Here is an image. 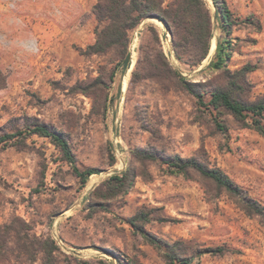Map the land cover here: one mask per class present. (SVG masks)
Returning a JSON list of instances; mask_svg holds the SVG:
<instances>
[{
	"label": "rangeland",
	"instance_id": "rangeland-1",
	"mask_svg": "<svg viewBox=\"0 0 264 264\" xmlns=\"http://www.w3.org/2000/svg\"><path fill=\"white\" fill-rule=\"evenodd\" d=\"M226 1L239 18L226 68L255 66L236 92L254 100L264 94V0ZM204 2L212 38L195 64V48L178 59V29L155 16L130 32L126 50L87 54L96 0H0V137L15 134L0 142V264H166L163 250L128 222L140 211L149 235L195 262L264 264V214L248 215L238 203L245 197L264 206V137L209 103V91L231 77L207 68L223 32L213 0ZM180 76L199 84L203 102ZM37 124L62 132L77 165L98 173L82 184L51 139L32 132ZM137 148L157 159L141 164ZM169 155L219 167L240 194L194 170L170 174L162 161ZM129 167L138 172L132 186L108 195L107 180ZM34 238L46 241L45 253L28 242ZM216 246L230 250L197 255Z\"/></svg>",
	"mask_w": 264,
	"mask_h": 264
},
{
	"label": "trees",
	"instance_id": "trees-1",
	"mask_svg": "<svg viewBox=\"0 0 264 264\" xmlns=\"http://www.w3.org/2000/svg\"><path fill=\"white\" fill-rule=\"evenodd\" d=\"M162 0H96L92 8L97 19L95 28V41L88 45L84 53L101 54L106 53L114 47L124 50L129 45V34L135 29L142 20L147 17L155 16L166 23L170 28L171 24L178 29V40L173 42V47L178 59H183L190 51V47L195 48V64H200L206 58L212 38V16L207 9L204 0H176L168 6L162 5ZM215 5L214 17L218 28L222 30V36L217 38L216 50L207 68L213 71L227 72L231 77L230 82L225 87L211 89L209 103L213 109L220 112L222 109L228 111L242 125L251 127L264 137V94L254 100H242L236 95L241 88V82H245V75L255 69V66L247 63L239 70L231 73L226 68V62L233 50V39L229 36L232 26L238 23V17L234 15L226 0H213ZM251 23V21H250ZM260 29V24L258 25ZM129 55L126 54L121 60L122 70L129 66ZM186 90L190 92L199 102H203V91L198 87L199 84L191 82L180 76ZM243 82V83H244ZM223 129L221 123H217ZM32 132L41 136L49 137L62 153L64 159L69 163L74 175L82 184L95 173L96 168L88 167L81 169L75 160L72 149L62 132H58L46 124H37ZM15 134H7L0 137V142ZM134 158L141 164L157 159L156 154L147 148H137L133 151ZM163 163L167 164L170 174L189 175L190 170H194L201 176L211 180L215 186L234 196L240 194V187L219 167L209 166L201 161L189 157L184 158L178 155L162 158ZM138 175L133 167L110 176L107 180L109 184L108 195H115L121 191L128 190L132 186L134 178ZM240 207L248 215H263L264 206L258 201L242 197L238 200ZM146 212L140 211L129 218L128 222L132 227L138 229L143 237L154 243L163 250V257L166 264H200L194 261V256H185L178 253L174 245L160 242L157 238L149 235L140 225V222L147 221ZM25 239H30L24 233ZM34 241V242H33ZM31 243H36L44 253L47 251L46 241L34 238ZM230 249L225 246L207 247L198 250L197 255L224 254ZM46 264H51L46 262ZM120 264H133L131 261L120 260Z\"/></svg>",
	"mask_w": 264,
	"mask_h": 264
},
{
	"label": "bare ground",
	"instance_id": "bare-ground-1",
	"mask_svg": "<svg viewBox=\"0 0 264 264\" xmlns=\"http://www.w3.org/2000/svg\"><path fill=\"white\" fill-rule=\"evenodd\" d=\"M156 22H157V23H160V21H158V20H156ZM212 45H213V48L211 49V51H213L214 48H215V46H216L215 41H214V44L212 43ZM126 80H127V77H124V79H123V85H124V86L126 85Z\"/></svg>",
	"mask_w": 264,
	"mask_h": 264
}]
</instances>
